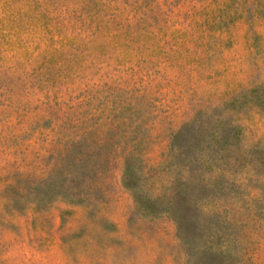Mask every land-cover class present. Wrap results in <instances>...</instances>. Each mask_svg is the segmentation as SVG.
I'll return each instance as SVG.
<instances>
[{
  "label": "rangeland",
  "instance_id": "374dc122",
  "mask_svg": "<svg viewBox=\"0 0 264 264\" xmlns=\"http://www.w3.org/2000/svg\"><path fill=\"white\" fill-rule=\"evenodd\" d=\"M0 264H264V0H0Z\"/></svg>",
  "mask_w": 264,
  "mask_h": 264
}]
</instances>
